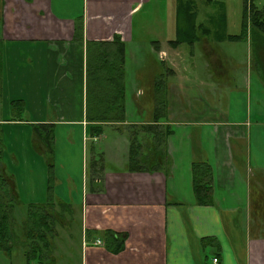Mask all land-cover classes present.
<instances>
[{
  "label": "crops",
  "instance_id": "crops-1",
  "mask_svg": "<svg viewBox=\"0 0 264 264\" xmlns=\"http://www.w3.org/2000/svg\"><path fill=\"white\" fill-rule=\"evenodd\" d=\"M204 1L206 6L211 5ZM155 2L0 0V124L5 129L6 144L7 137L11 139L8 130L12 133L15 127H21L28 133L24 148L19 141L16 149H8L7 145L9 156L16 154L13 165L23 166L22 177L16 179L15 218L23 223L30 206H46L47 215L41 224L50 228L52 223L55 227L60 222L63 227L61 232L55 227L52 235L45 233L42 241L49 238L50 244H45L44 250L40 244L32 247L41 259L34 264L75 262L68 226L79 206L85 235L76 264H206L211 253V264L214 259L218 264H264V155L248 148L253 122L251 93L242 86L233 92L225 87L231 65L219 45L241 40H226L216 30L220 24L210 17L209 21L197 22L202 32L195 44L178 45L174 43L178 38V0L170 20L162 18L160 22L136 25L135 16L155 6ZM159 2L161 12H171V5L167 10L169 0ZM79 19L83 20V36L76 38ZM222 27L231 35L228 23ZM116 35L121 36L126 51V121L106 126L102 135L91 137L87 128L88 43L111 42ZM28 43L34 54L39 51L44 59L39 75L43 87L38 93V77L28 80L29 85L14 80L17 68L35 66V61L31 67L18 66L24 55L23 46ZM146 43L150 54L156 55L157 63L163 67L157 77H151V105L139 99L145 93L137 86L143 77L140 71L145 68ZM184 45L193 51L190 57L183 54L187 51ZM28 89L33 90L35 108L36 95L39 97L37 111L41 118L32 121L29 118H33V110L26 108L21 113L22 121L11 123L13 102L27 99L24 93ZM159 92H165L161 98L156 96ZM156 98L162 101L159 106ZM36 123L55 127L53 164L47 170V166H31L32 161L28 160L35 153L45 156L31 142L35 136L29 124ZM130 125L160 127L154 137L144 138L154 152L161 149L163 127L170 126L173 132L166 138V174L161 170H128ZM18 151L22 153L19 155ZM101 154L108 164L104 174L95 165ZM198 162L212 168L214 190L210 206L197 203L193 165ZM6 165L15 176L7 161ZM36 173L40 176L35 179ZM108 230L126 236L123 252H109L104 234ZM98 241L102 244L98 245ZM19 251L22 256L17 258L18 263L31 264L26 253L32 251ZM13 252L0 251L2 256L15 260Z\"/></svg>",
  "mask_w": 264,
  "mask_h": 264
},
{
  "label": "trees",
  "instance_id": "trees-1",
  "mask_svg": "<svg viewBox=\"0 0 264 264\" xmlns=\"http://www.w3.org/2000/svg\"><path fill=\"white\" fill-rule=\"evenodd\" d=\"M211 5L215 6L214 1L207 0ZM221 1V0H220ZM257 0H246L245 11H248V19L250 21V29L253 33L257 31L264 35V9L262 10L255 5ZM219 2V1H216ZM248 4V7H247ZM250 4V6H249ZM218 7V6H217ZM219 15L222 13L217 9ZM225 12V10H224ZM219 23L216 30L225 35L226 40H241L247 36V24L245 23L246 35L232 36L226 33V29L222 26L226 21H214ZM178 38L174 43L193 45L195 44L198 33L202 32V28L197 25L198 11L196 0H178ZM83 20L79 19L76 25V38L83 36ZM177 45V46H178ZM125 64L126 51L125 44L121 36L116 35L111 42H89L87 56V77H88V106L87 118L89 121L88 135L98 137L105 132V127L115 126V123H124L126 121V88H125ZM2 45L0 44V97L2 95ZM22 104V100L13 102V105ZM94 103V105H93ZM13 109V119L11 121H22L15 118L17 108ZM16 110V111H15ZM1 125V124H0ZM8 126L12 124H7ZM31 133L35 136L32 142L34 147L43 150L45 155L47 152L53 156L55 142V127L53 124L36 123L29 124ZM2 126V125H1ZM160 127L155 125H130L128 127L130 135V151H129V171L130 172H154L161 170L167 173V165L169 164L168 155L165 152L166 138L172 134L170 126L163 127L161 136V149L156 152L148 148V143L144 141L147 136L154 137ZM2 132L1 149H0V251H12L11 247L15 234V208L18 206V193L16 190V178L14 174L7 171L6 159L4 155H9L7 144L5 142V129L0 128ZM166 136V137H165ZM35 143V144H34ZM37 144V145H36ZM147 146V150L144 148ZM153 147V146H152ZM154 149V148H153ZM8 152H7V151ZM153 153L155 155H153ZM49 158L50 165L53 164L52 158ZM49 165V164H48ZM101 174H104L108 164L101 154L95 163ZM52 167V166H51ZM98 169L96 172L98 173ZM102 180V179H101ZM49 182L51 180L49 179ZM193 183L197 199V203L201 206H210L213 204L214 178L212 168L209 164L198 162L193 165ZM47 215L46 206H30L27 220L31 224L35 223L33 232L38 233L40 237H44L47 233L53 234L54 227L44 226L41 219ZM46 218V217H44ZM30 225H28L29 228ZM26 229V228H25ZM26 231V230H25ZM26 234V233H25ZM106 247L112 254H119L125 249L126 236L118 234L114 231H105ZM31 236L32 231H28ZM214 241V240H210ZM13 246V245H12ZM217 246V245H216ZM206 264H211L207 262Z\"/></svg>",
  "mask_w": 264,
  "mask_h": 264
},
{
  "label": "rangeland",
  "instance_id": "rangeland-1",
  "mask_svg": "<svg viewBox=\"0 0 264 264\" xmlns=\"http://www.w3.org/2000/svg\"><path fill=\"white\" fill-rule=\"evenodd\" d=\"M184 1V0H181ZM215 3L214 5L206 6L204 0H196L197 2V11H198V21L200 22H206L205 20H210V17L214 18V21H226L228 23V33H230L233 36H244L246 35L244 24H247V36H245L243 39H241L240 43H230L227 42L225 44H219L222 51L228 56L230 60L231 65V71L229 77L225 79V87H228V91L233 92L236 90V88H240L241 86L245 89H248L251 93L252 102H251V108H250V118L252 119V125L249 130V136H248V148L249 150L258 151L264 155V35L263 33L257 31L256 33L252 34V31L250 29V21L248 19V11H245L246 8V0H212ZM219 1V2H216ZM155 6H149L144 9L143 12L137 14L135 16V23L137 24H143V22H160L162 21V18L165 21L170 20L173 11L176 9L177 6V0H169V6L167 10L170 9V5L172 7L171 12H168L167 14L163 11L161 12L160 9V2L159 0H156ZM255 5L264 9V0H257L255 1ZM218 6V7H217ZM250 6V4H249ZM248 7V4H247ZM222 11V13L219 15L217 9ZM206 11L204 12L203 11ZM225 10V12H224ZM144 12H148L149 14H146ZM153 12V13H150ZM136 33H138L136 31ZM139 35L142 34L141 32L138 33ZM2 45V44H1ZM185 50L183 51V54L187 57H190V55L193 53V51H190L188 48L189 46L184 45L183 46ZM23 57L21 56L19 61L20 64L18 66L22 67H31V64H33L32 61H35L34 68H27V69H20L17 68V71H14V73H17V75L14 76V80L19 84L23 83L26 85H29L27 83L28 80H34L38 77V88L36 90V93L39 92V90H42L43 84L42 79L39 78V75L43 71L44 68V59L42 57V54L37 51L36 54H34V51H32V45L30 43L25 44L23 46ZM149 44L146 43L145 49L143 48V56L145 57V68H143L140 71V74L143 75L142 78L138 79L137 86L139 91H143L145 94L144 96H140L139 99L143 102L148 103V105H151L150 101L152 98L153 93L151 91L154 89L153 85L151 83V77H157L160 73V70L163 69L162 64H158L156 61L157 56L151 55L149 52ZM34 50H36V47H34ZM261 55V56H260ZM33 57V60H32ZM18 61V60H17ZM14 62V61H13ZM242 63L237 64V63ZM187 69H191V66L187 67ZM25 72L22 73L21 72ZM20 72V73H19ZM128 74V70H127ZM221 79V78H220ZM137 80V79H136ZM22 84V85H23ZM162 90V89H161ZM160 94L156 95L158 98H161L162 94L165 92H159ZM24 96L27 97V99L23 98L24 101L22 104H16L13 105L14 108H18L19 111L15 118L22 119L21 113H24L26 111V108H29L33 110L32 117L29 118L32 119V121H36V119H40V111H37L38 104H39V97L36 95V103L37 108L34 106V100H33V90L28 89L25 91ZM162 103V101L157 100L156 98V106H159ZM94 105V103H93ZM0 128L2 126L0 125ZM19 133L20 136H18L16 133ZM9 136H11V139L7 137V145L8 149H16L17 147H20V144H16V142L21 143V147L24 148L26 146V141L28 139L27 135L28 133L26 130L21 127H15L14 130H12V133L8 130ZM27 137V138H26ZM0 138H2V132L0 130ZM12 142V143H11ZM1 139H0V149H1ZM55 144V142H54ZM16 153V151H15ZM21 151H18L17 154H21ZM259 154V155H261ZM4 156L3 158L6 159V161L11 166V171L15 172L16 179H20L23 175L22 167L23 166H14L13 160H15L14 156L16 157V154H10ZM51 157V154L49 152L46 153L45 156H36V153L34 156L28 160H31L32 163L31 166H44L46 167V170L48 169V166H50L49 158ZM11 158V159H10ZM19 159V158H17ZM264 160V157L263 159ZM25 161V160H24ZM49 164V165H48ZM40 174L36 173L34 174L35 179L39 177ZM20 182L22 180H19ZM26 181V179H24ZM32 181V180H28ZM18 207V206H17ZM16 207V208H17ZM23 208H27V206H23ZM19 216V215H18ZM27 217V215H26ZM29 220H25L23 223L20 220H14L15 223V234L16 238L14 239V242L12 243L11 247L13 248V256L14 259H8V257H4L0 253V264L1 261L3 264L5 262H8L6 264H19L17 258H20L22 254L19 256V249L20 250H28L26 252L32 251L33 246H38L39 244L44 250L47 248L46 246L50 244L49 238L44 239L42 241V237H40L36 231L33 232V227L35 226L34 221L32 220V223L30 224L28 222ZM69 226L68 229L71 230V240L72 244L70 245L72 249L75 251V264L77 261V258L80 259V248L82 245V239L84 238L83 230V212L82 207L79 206L76 209V212L73 213L71 220L69 219ZM24 225V226H23ZM28 225L29 228H28ZM54 227V223H52ZM57 232H61L63 230V227L59 224H56ZM54 227V228H55ZM22 228V229H21ZM26 228V229H25ZM26 230V234H25ZM28 231H32L31 236L28 235ZM23 232L25 236L21 233ZM69 232V231H68ZM43 243V244H42ZM67 242L65 241V244ZM47 244V245H45ZM74 247V248H73ZM25 254V253H24ZM28 259H31V264L39 263L41 260L39 256L37 255L36 250L31 253H26ZM210 258V262L212 263L213 254L208 255ZM9 260V261H8ZM14 260V261H13ZM73 263V264H74Z\"/></svg>",
  "mask_w": 264,
  "mask_h": 264
},
{
  "label": "built area",
  "instance_id": "built-area-1",
  "mask_svg": "<svg viewBox=\"0 0 264 264\" xmlns=\"http://www.w3.org/2000/svg\"><path fill=\"white\" fill-rule=\"evenodd\" d=\"M97 244H98V245H101L102 242H99V241H98ZM213 263H214V264H218V260H217V259H214V260H213Z\"/></svg>",
  "mask_w": 264,
  "mask_h": 264
}]
</instances>
